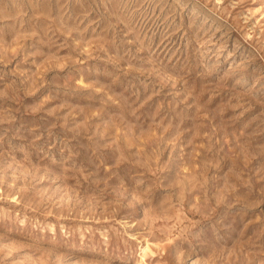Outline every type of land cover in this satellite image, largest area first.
Listing matches in <instances>:
<instances>
[{"label":"rangeland","instance_id":"rangeland-1","mask_svg":"<svg viewBox=\"0 0 264 264\" xmlns=\"http://www.w3.org/2000/svg\"><path fill=\"white\" fill-rule=\"evenodd\" d=\"M0 264H264V0H0Z\"/></svg>","mask_w":264,"mask_h":264}]
</instances>
